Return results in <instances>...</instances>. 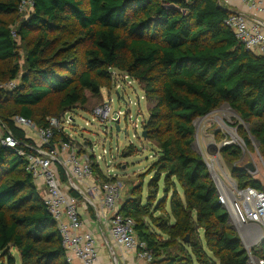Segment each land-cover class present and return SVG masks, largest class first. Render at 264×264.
Instances as JSON below:
<instances>
[{
    "label": "trees",
    "instance_id": "obj_1",
    "mask_svg": "<svg viewBox=\"0 0 264 264\" xmlns=\"http://www.w3.org/2000/svg\"><path fill=\"white\" fill-rule=\"evenodd\" d=\"M21 2L0 0V63L18 60L13 30L2 17H23ZM230 14L220 0H34L17 31L22 42L38 34L23 73L16 64L0 80L21 81L0 93V119L21 143L18 149L0 145V264H18L17 256L20 264H70L57 223L19 154L31 152L26 145L32 139L11 119L33 122L36 108L51 96H58L52 115L59 119L88 104L85 92L99 96L117 82L126 84V77L153 102L144 130L158 149L154 174L146 197L140 183L120 209L134 220L150 264H248L207 165L193 149L195 120L227 105L241 120L236 127L243 143L249 149L256 143L264 161V57L246 50L226 27ZM66 23L76 25L75 35L49 55L50 35ZM81 45H87L83 64L75 54ZM43 122L37 124L47 128ZM60 140L69 138L61 133L52 143ZM221 154L237 160L242 150L226 145ZM94 171L106 180L97 166ZM232 177L240 190L263 189L247 170L234 169ZM254 255L264 260V240Z\"/></svg>",
    "mask_w": 264,
    "mask_h": 264
},
{
    "label": "built area",
    "instance_id": "obj_2",
    "mask_svg": "<svg viewBox=\"0 0 264 264\" xmlns=\"http://www.w3.org/2000/svg\"><path fill=\"white\" fill-rule=\"evenodd\" d=\"M239 1L247 5L253 17L231 13L225 25L246 50L264 57V22L256 17L258 14H264V0ZM33 9L34 0H22L20 3L19 12L24 17H28ZM15 36L13 32V37L17 41ZM112 73L115 78L118 77L117 71ZM125 80L127 82L125 85L132 86L133 82L129 81L128 77ZM19 82L20 79L0 82V93L14 91L18 88ZM115 90L118 97L124 99L126 93L121 82L116 83ZM93 115L102 126L113 123L118 126L119 131L124 116L133 124L134 129L139 128L138 119L134 122L131 115L126 116L121 110L113 112L110 104L103 103L96 107ZM11 121L25 132L36 131L40 140L36 145H26L31 152L20 150L19 154L25 158L26 171L34 178L45 206L57 223L67 261L70 264L76 261L79 264H100L94 235L84 229L82 219V211L92 209L96 211L100 221L107 223L110 234L118 245L150 264L152 255L147 251L146 244L139 240L134 230V220L120 213L119 199L123 185L117 176L111 175L110 171L107 174L101 171L106 180H100L94 171L95 166L100 168L99 161L94 155H88L78 149L72 138L68 137L69 141L60 140L53 144L55 137L52 128L59 125L57 119H52L51 127L41 129L32 121L20 116L13 117ZM72 121L70 113H66L62 119V122L69 125ZM142 126L144 127V123ZM26 137L32 139L28 135ZM0 145L12 149H18L21 145L1 119ZM88 145L90 144L86 143V146ZM60 169L64 172L66 180H63ZM230 192L231 196L224 190L218 191L220 202L228 211L233 224L237 227H259L263 241L264 189L247 187L240 190L235 186ZM97 201L100 210H97L98 205L95 203ZM248 264L256 262L249 261Z\"/></svg>",
    "mask_w": 264,
    "mask_h": 264
},
{
    "label": "rangeland",
    "instance_id": "obj_3",
    "mask_svg": "<svg viewBox=\"0 0 264 264\" xmlns=\"http://www.w3.org/2000/svg\"><path fill=\"white\" fill-rule=\"evenodd\" d=\"M2 18L15 32V37L18 41V60L0 63V80L4 81L8 79L11 67L16 64L20 67L19 75H22L27 48L32 45V41L38 34L33 31L30 39L27 42H22L17 35V31L24 19V15L23 17L15 15L3 16ZM74 31H76V25L74 23H66L61 29L52 33L50 39L53 40V45L48 54L50 55L52 52L57 51L62 43L71 41V35H75ZM86 48L87 45H81L75 53L80 64L84 62L83 53ZM20 83L21 81L19 85ZM122 86L126 93L124 99L118 97L115 89L112 91L102 89L99 96H93L88 91L85 92L88 104L79 106L70 113L73 119L70 125L62 122L63 116L57 119L52 115L57 109L58 96H51L47 102L39 105L36 108L37 119L33 121L35 126L41 129L43 126L37 124L38 120L43 119V124L48 122V127H51L52 119H57L59 125L52 128L53 133L54 131L58 132V135H54L55 139L59 138V134L67 133L65 135L74 140L78 149L85 151L88 155H94L99 161L100 171L105 174L110 171L111 175H116L118 181L123 185L121 203L123 200L126 201L128 199V196L126 199L125 197L130 193V190L140 183H144L143 197H146L148 183L154 174H149L150 167L154 160L157 159L158 154L156 143L142 138L144 129L142 124L147 121L153 102L146 101L144 92L138 83L133 82L132 86L122 83ZM103 103L110 104L113 112L121 110L126 116L131 115L134 122L138 119L139 128L137 130L134 129L133 124L126 120L125 116L120 122L119 132L116 124L107 123L102 126L100 121L93 115V111ZM8 109L13 110L15 106L9 104ZM238 122H241L240 118L227 105H223L220 109L213 111L206 117L198 118L194 122L193 149L206 163L218 191L223 189L232 191L237 186V182L232 177V171L238 167H245L247 164H252L255 168V172L247 171L248 174L264 187V161L256 143L253 144L252 149L245 146L237 132L236 126ZM26 135L32 138V145L39 143L40 140L36 131L35 133L34 131L32 133L26 132ZM86 143L90 145L86 146ZM130 145H133L134 148H129ZM226 145L239 147L242 150L240 159L224 158L221 154V149ZM82 212L84 213V211ZM89 214L94 220L95 218L91 211H89ZM235 227L234 229L238 236L239 234L241 235L239 238L248 252L249 261L256 262V264H264V260L254 255V251L259 250L262 244L260 228L243 227L241 229ZM239 230H245L248 235L251 234L249 236H255V238L245 237L241 233L242 231ZM17 260L18 264H20L19 256H17Z\"/></svg>",
    "mask_w": 264,
    "mask_h": 264
},
{
    "label": "crops",
    "instance_id": "obj_4",
    "mask_svg": "<svg viewBox=\"0 0 264 264\" xmlns=\"http://www.w3.org/2000/svg\"><path fill=\"white\" fill-rule=\"evenodd\" d=\"M220 3L224 5L231 13L236 14H243L247 17L252 18L253 13L249 10L246 4L241 3L239 0H220ZM259 20L264 22V14H258L256 16ZM264 189V187H263ZM226 194H229L231 196V190L223 189ZM131 197V190L130 193L126 195L125 199ZM121 198V196H120ZM124 200L121 203V200L119 199V205L122 207L124 204ZM97 206V210H100V206L98 201L95 202ZM89 211H84L82 215V219L84 222V229L86 231H91L94 235L95 241H96V248L98 251V257H99V263L100 264H147L145 260L139 259L137 255L128 253L123 247L118 245L116 241L113 239V237L110 234V229L107 223L100 221V218L97 217L96 211L93 210L94 213L91 212L94 216V220L91 218ZM230 224L235 227L233 222ZM235 228H243V227H235ZM242 231L241 233L245 237H249L251 239H254L255 236H249L251 234H247L245 230H239ZM247 234V236H246ZM239 236H241L239 234ZM74 264H79L77 261L74 262Z\"/></svg>",
    "mask_w": 264,
    "mask_h": 264
},
{
    "label": "water",
    "instance_id": "obj_5",
    "mask_svg": "<svg viewBox=\"0 0 264 264\" xmlns=\"http://www.w3.org/2000/svg\"><path fill=\"white\" fill-rule=\"evenodd\" d=\"M118 95V94H117ZM118 132H119V128H118ZM142 138L143 139H147V131L144 130L143 133H142ZM235 169H239V170H247V171H250V172H255V168L253 167L252 164H247L245 167H238V168H235Z\"/></svg>",
    "mask_w": 264,
    "mask_h": 264
}]
</instances>
